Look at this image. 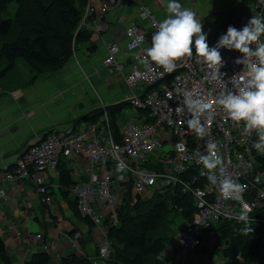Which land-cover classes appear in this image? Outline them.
Segmentation results:
<instances>
[{
	"label": "built area",
	"instance_id": "built-area-1",
	"mask_svg": "<svg viewBox=\"0 0 264 264\" xmlns=\"http://www.w3.org/2000/svg\"><path fill=\"white\" fill-rule=\"evenodd\" d=\"M124 1L102 0L99 11L104 12ZM92 10L90 0H86L77 28L89 32L97 30V26L88 21ZM137 15L145 19L150 33L132 23L123 25L128 64L116 60L119 52L116 39L105 45L101 60L104 67L117 71L130 89L126 100L129 108L137 112L136 116L123 115L122 122L117 121L112 126L104 105H100L102 114L93 122L77 123L76 129L63 132L35 133L29 145L17 155L7 177L28 179L41 203L48 207L50 193L45 174L57 172L61 157L69 161V174L77 179L71 185L55 187L75 202L78 214L90 218L99 235L92 264L106 258L109 252L105 222H114L120 209L114 206V193H121L134 202L155 193L164 194L174 185L190 196L194 207L191 220L172 242L174 264H184L187 254L201 245L204 232L213 224L224 219L237 220L235 217L241 210L249 212L252 224L264 223V153L253 146L259 141L257 132H246L243 121H233L222 107L215 105L210 124L207 114L199 115L205 127L203 137L197 136L187 125L193 112L185 103L186 93L192 100L202 98L214 102L221 91L238 89V82L248 67L235 63L243 54L221 48L225 64L220 68L219 79L214 80V70L195 54L194 47L193 55L178 60L171 73L164 72L155 62L143 64L141 59L146 56L145 49L151 46V36L159 22L147 5H139ZM251 16H264V0H248L231 20V25L239 30ZM226 30L207 39L208 45L215 46ZM251 63L258 61L250 58ZM143 110L145 113H141ZM210 142L217 145L225 174L246 185L241 199L224 198L219 184L213 185L208 180V170L203 167L201 157L209 154ZM165 144L167 150L162 149ZM221 167L218 165L211 170L218 179ZM181 174L186 179L181 178ZM82 176L84 180L80 179ZM199 179L200 185L196 184ZM259 211L262 214H258Z\"/></svg>",
	"mask_w": 264,
	"mask_h": 264
},
{
	"label": "crops",
	"instance_id": "crops-1",
	"mask_svg": "<svg viewBox=\"0 0 264 264\" xmlns=\"http://www.w3.org/2000/svg\"><path fill=\"white\" fill-rule=\"evenodd\" d=\"M241 1L178 0L183 7L196 13L204 25V32ZM101 2L90 0L93 10L88 21L95 24L97 30L91 31L85 43L76 45L59 70L40 74L29 82L27 68L16 61L19 64L16 71L23 73L19 75L21 79L13 75L16 71L12 70L0 80V248L6 264H23L36 251H46L51 261L56 263L60 257L74 254L88 258L92 264L96 255L99 235L95 228L82 220L80 214H75L72 199L67 193L55 187L58 184L57 172L45 174L50 193L48 207L41 203L30 181H12L7 175L17 155L35 133L76 129L78 124L74 121L80 116L100 105L126 100L129 96L130 89L119 73L116 71L117 78L113 80L111 76L115 70L101 64L105 45L116 39L119 49L116 60L128 64L124 54L126 39L122 35L123 25L132 23L150 33L145 19L137 15V7L147 5L160 22L168 15L167 0H125L104 12L99 11ZM207 24H211L210 27ZM136 114L134 111L130 116ZM59 161L66 166L69 163L63 157ZM71 179L77 178L72 176ZM80 179L84 180V176ZM36 234L40 235L39 238L34 237ZM204 240L208 241L207 236L202 238L201 245ZM208 243L214 246L212 237ZM200 246L187 254L184 264H201L198 253L204 252L205 247ZM169 251V257L165 253L164 258L167 264H174L173 249ZM194 254L197 257L191 260L188 255ZM97 264L106 263L99 260Z\"/></svg>",
	"mask_w": 264,
	"mask_h": 264
},
{
	"label": "trees",
	"instance_id": "trees-1",
	"mask_svg": "<svg viewBox=\"0 0 264 264\" xmlns=\"http://www.w3.org/2000/svg\"><path fill=\"white\" fill-rule=\"evenodd\" d=\"M11 3L15 4L12 16L3 18L2 13H7V6ZM85 3L86 0H0V80L12 70L16 71V61L19 60L26 65L29 82L40 74L59 70L76 45L89 39L91 32L77 28ZM247 3L248 0H242L224 13L222 19L206 31L207 39L227 29ZM126 107H129L127 100L104 105L110 125L122 122L121 113ZM101 114L98 107L74 122H93ZM180 176L186 179L184 174ZM57 179L59 187L74 183L68 167L61 161L57 164ZM196 184H201L200 179ZM71 203L78 215L75 202L71 200ZM193 210L190 196L174 185L169 186L164 194L155 193L148 199L134 202L128 200L116 213L118 224L104 221L109 252L102 260L106 264H167L165 258L164 261L156 259L161 250L165 255L166 250L174 248L172 243L168 245L176 234L171 232L174 221L167 216L170 213L178 215L183 220V228L191 220ZM82 220L92 226L90 218L82 217ZM250 227L253 231L246 235L242 231L245 228L242 222L224 219L206 230L211 233L214 246L220 252L217 264H264V223H251ZM55 263L46 251H36L23 264ZM57 263L91 264L88 258L74 254L60 257ZM0 264H6L1 248Z\"/></svg>",
	"mask_w": 264,
	"mask_h": 264
},
{
	"label": "clouds",
	"instance_id": "clouds-1",
	"mask_svg": "<svg viewBox=\"0 0 264 264\" xmlns=\"http://www.w3.org/2000/svg\"><path fill=\"white\" fill-rule=\"evenodd\" d=\"M166 12V18L155 25L156 31L151 36V46L145 49L146 56L141 59V63L155 62L163 67L164 72L171 73L178 60L193 55L194 46L195 54L214 70L212 79L217 80L221 74L220 68L225 64L220 49L236 50L243 54L236 58L235 63L247 65L248 70L238 82L237 90L221 91L214 102L202 98L192 100L186 93L185 103L193 112V117L187 121V125L197 136L203 137L205 127L201 125L199 115L207 114L210 124L214 105L222 107L233 121L244 122L246 132H257L259 141L253 146L264 153V41H261L264 36V16H251L239 30L229 25L226 33L219 36L216 45L210 47L202 21L197 18L195 12L183 7L178 0H167ZM142 39L141 37L140 40ZM250 58H254L258 63L250 64ZM208 152V155L201 157V163L208 170L210 183L219 184V191L224 198L241 199L246 185L225 174L216 143L208 144ZM218 165L222 166L219 179L217 174L211 172L217 169ZM235 218L245 225L242 229L244 234L248 235L253 231L247 210H241ZM156 259L164 261L163 250L157 253Z\"/></svg>",
	"mask_w": 264,
	"mask_h": 264
},
{
	"label": "rangeland",
	"instance_id": "rangeland-1",
	"mask_svg": "<svg viewBox=\"0 0 264 264\" xmlns=\"http://www.w3.org/2000/svg\"><path fill=\"white\" fill-rule=\"evenodd\" d=\"M14 9H15V4L14 3H11V4H9L8 6H7V13H2V17L3 18H6V17H10V16H12V13H13V11H14ZM218 23V22H217ZM210 25L211 24H207V27L209 26L210 27ZM215 24H213L212 26H214ZM211 26V27H212ZM203 27H204V25H203ZM204 31V30H203ZM22 64H24L23 63V61H21V60H19ZM24 66L26 67V65L24 64ZM15 67H16V70H18L19 69V64H17L16 63V65H15ZM21 68V67H20ZM21 73L20 72H14L13 73V75H15V76H17L18 78H19V75H20ZM12 75V76H13ZM18 78L17 79H15V81H17L18 80ZM114 78H117V72L116 71H114L113 73H112V76H111V79H113L114 80ZM19 79H21V78H19ZM124 111V113H122V114H124L125 116H130L131 115V113L132 112H134V110L133 109H130L129 107H126L125 108V110H123ZM163 150H167L168 149V145H163V148H162ZM10 180H12V181H20V180H15V179H10ZM24 180V179H23ZM26 180H28V179H26ZM29 181V180H28ZM31 185H32V183H31ZM32 187H33V185H32ZM132 192V191H131ZM128 193V192H127ZM114 197H115V203H114V206L116 207V208H119L121 205H125V204H127V201L129 200V199H131V198H129L128 199V197H125L123 194H121V193H118V192H116V193H114ZM67 208H68V206H67V204L65 205ZM167 218H172L173 219V224L171 225V229H172V231L171 232H175L176 234L178 233V231L182 228V225H183V220L178 216V215H173L172 213H170L168 216H167ZM114 223L115 224H118V222H117V220L115 219L114 220ZM176 234L173 236V239L172 240H174L175 239V237H176ZM204 236H207V240L209 241V238H210V241H211V233L209 232V231H206L205 233H204ZM208 241H206V240H204V243L201 245V246H204L205 247V251L204 252H199L198 254H200V258H199V261H200V263L201 264H215V261L216 260H218V258L220 257V252H219V250H218V248L217 247H215V246H211V244L210 243H208ZM172 243V241L168 244V245H170ZM200 246V247H201ZM169 249L168 250H166V256L167 257H169ZM197 254H194V255H188V257H190L191 258V260H195L196 259V256ZM186 260V259H185Z\"/></svg>",
	"mask_w": 264,
	"mask_h": 264
},
{
	"label": "bare ground",
	"instance_id": "bare-ground-1",
	"mask_svg": "<svg viewBox=\"0 0 264 264\" xmlns=\"http://www.w3.org/2000/svg\"><path fill=\"white\" fill-rule=\"evenodd\" d=\"M28 145H29V143H28L23 149H25ZM23 149H22V150H23ZM22 150H21V151H22Z\"/></svg>",
	"mask_w": 264,
	"mask_h": 264
}]
</instances>
